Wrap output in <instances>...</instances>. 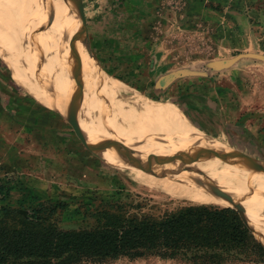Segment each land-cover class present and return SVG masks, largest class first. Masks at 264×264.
Masks as SVG:
<instances>
[{"label":"rangeland","instance_id":"rangeland-1","mask_svg":"<svg viewBox=\"0 0 264 264\" xmlns=\"http://www.w3.org/2000/svg\"><path fill=\"white\" fill-rule=\"evenodd\" d=\"M12 1L18 10L20 28L23 19L70 58L72 64L45 40V44H37L28 37L32 44L57 56L58 66L73 72L77 90L67 112L62 110L58 99L51 96L53 88L49 87L51 93L46 92L48 84L45 86L41 80L47 78H40L37 61L19 48L18 38L13 39L18 47L6 42L0 28V76L5 89L24 102L27 99L32 109L36 103L43 108L41 115H48L32 123L28 122L30 112L25 119L16 117L9 108L0 112V186L12 189L8 200L3 202L0 197V206L16 205L22 200L58 205L53 218L58 226L78 229L93 226L96 218L86 215H93L97 209L122 211L129 217L157 218L189 205L228 206L211 181L224 184L221 179L232 170H244L250 180L264 186V0H46L60 11L71 10V15L80 21L85 34L72 27L69 31L73 39L62 33L63 22L46 12L49 10L26 0ZM0 12L8 15L3 21L12 22L13 14L7 7L0 6ZM74 39L82 42L92 59ZM234 59L235 66L216 67L217 62ZM78 64L86 69L96 65L109 84L127 91L106 86L96 75L99 85L120 93L122 102L114 98L126 105L120 113L121 127L92 120L90 117L98 114L91 115L85 98L78 104L84 91L82 79L95 81V76H79ZM228 70L240 71L244 88L248 87L245 97L251 96L257 106L246 113L237 110V126L215 134L217 137L207 136L199 129L201 118L196 108L200 106L191 101L194 97L205 98L213 109L220 106L219 116L226 117L215 121H232L233 112L227 111L226 104L219 105L206 96V90L220 87L219 81L229 75ZM74 73L81 81L74 78ZM10 98L2 93V106L9 107ZM133 103L148 109L155 119L142 115ZM129 107L162 130L164 136L159 134L164 144H173L186 168L198 162L204 165L191 174L198 176L204 170L205 176L200 179L206 180L207 187L200 179L188 177L190 172L179 164L175 148L174 157L181 171L169 165L166 144L160 154L141 139L132 138ZM240 122H250L257 128H247L243 134ZM142 124L133 125V133L155 139L152 130ZM136 127L141 129L137 131ZM204 139L228 154L229 168L210 169L194 154L193 145ZM255 220L264 224L263 215ZM260 241L264 244L262 238ZM106 264L188 263L150 257Z\"/></svg>","mask_w":264,"mask_h":264},{"label":"trees","instance_id":"trees-1","mask_svg":"<svg viewBox=\"0 0 264 264\" xmlns=\"http://www.w3.org/2000/svg\"><path fill=\"white\" fill-rule=\"evenodd\" d=\"M4 86L2 93L11 97L6 108L16 117L30 112L32 123L48 117L41 115L42 107L35 103L32 109ZM11 193L0 186L3 202ZM58 208L25 200L1 205L0 264H106L150 257L188 264H264V244L249 216L231 206L189 205L157 218L97 209L86 215L96 218L93 226L78 229L58 226L53 219Z\"/></svg>","mask_w":264,"mask_h":264},{"label":"bare ground","instance_id":"bare-ground-1","mask_svg":"<svg viewBox=\"0 0 264 264\" xmlns=\"http://www.w3.org/2000/svg\"><path fill=\"white\" fill-rule=\"evenodd\" d=\"M26 1L36 3L40 7L42 6L46 10H49L52 14H57V12L54 10V7L49 5L48 3L44 2V0H33V1L26 0ZM0 6L7 7L10 10V12L13 14V18H11L10 21L14 22V23H12L9 21H6V22L3 21L2 19H5L4 17L8 16V15L3 13V12H0V19H1L0 20V28L3 31L2 37L6 40V42H8V43H10L16 47H18V46L14 43L13 39L18 38V40L20 41V45H19L20 47L19 48L22 49V51L25 53V55L29 59L37 61L36 63H38L39 69L41 72L40 78H47L45 80L44 79L41 80V82L44 81L45 86H46V84H48V88L46 87L47 88L46 92L51 93L49 91L50 90L49 87L51 86L54 90V92L51 93V96L54 98H57L59 101V104L61 106L60 108L67 112L68 107L70 105V102L73 98L72 96L75 93V91L77 90V82L75 83V81L73 80V77H72L73 72H70L69 70L58 66L57 61H59V59L57 56L52 54L47 49H46V52H47L46 53L44 51L43 47H40V46L37 47L35 44H32L30 39L37 44H40V43L45 44L44 43V40H45L47 42L48 46H50L52 49H54L59 54H61L59 48L57 46H55L54 44H52L50 41H48V39H46L36 29L31 27L30 25H27L23 19H22L23 25L21 27L22 29L20 28L21 25L19 26L18 17H17L18 12H16L18 10L16 9L12 0H0ZM46 10H44V11H46ZM69 26H70V28H72L71 24ZM75 43L77 44L79 49L89 57V59H92L82 43H80L79 41H75ZM48 54L53 59L50 58ZM61 56L63 57V60H65L69 64H72V62H70V58L68 56H65V55L63 56L62 54H61ZM68 63H67V65H69ZM77 66H80V69L78 68L77 71L81 70V73H82V74L80 73L79 76H82V77H84V76H88V77L95 76V79H94L95 81L86 82L84 79L78 77V75H77L78 72H76L77 74L74 73V76H75L74 78H76L79 81H81V79H82V84L81 83L80 84L82 85L83 90H84L83 91V97L82 98L79 97V99H77L78 104H79V101L81 103L83 98H85V100L87 101L88 108L91 109V111H92L91 115H93L94 112H97V114H98L97 117H95V114L93 116H91L90 118H92V120L97 119L101 125H105V126L108 125L109 123L110 124H117L118 126H120L121 124L118 123V122H120L119 121L120 120V113H121V110L124 111V105H125L123 103H120V102H122V97L121 98L118 97V96H121L120 93L118 94L113 89H105L107 87H101L99 85L100 81H101V77H102V75H104V73L102 72V70L97 68L96 65L92 64V67L88 66V69H86L85 67H83L79 64ZM96 75L99 77L100 81L96 80ZM101 83L105 84L106 86L108 85V86H111V87H114L117 89H121V87H117L115 85L109 84L106 77H102ZM121 90L127 94V91H125L124 89H121ZM79 94H80V92H79ZM114 97L120 102H118ZM135 97H137V96H135ZM139 100L143 101V99H141V98H139ZM48 104H50V103H48ZM133 104L135 106V109L139 110L142 113V115H144L150 119H155L153 114L148 109H146L142 106H138L136 103H133ZM50 105L55 107L53 104H50ZM122 106H123V109H122ZM78 109H80V108H78ZM129 111H130L129 114H131L130 115L131 118L128 121L130 124L129 126L132 128V138L134 140H136V139L140 140L141 139L146 145L150 146L152 149H154V151H156L157 153H160V154H162L161 153L162 150H165L166 146H167V148H168L167 149V159H168L169 165L173 169H175L176 171H181L182 169L180 168V166H178V164L176 163L175 157H174V148L175 147H173V144H170V143H165L166 144V146H165L164 141L161 138V136L163 134L162 130H160L158 127H156L157 130L159 131L158 132L152 122L144 119L142 117V115H140L139 113L136 114L131 108L129 109ZM80 112L81 111L79 110L78 113L80 114ZM111 114H114L117 117L114 118L111 116ZM72 115H75V114H72ZM136 115H139V116H136ZM156 116H157V114H156ZM140 123L141 124L143 123L144 125L149 127L152 130V132L155 134V137L157 139L156 138L153 139L152 136H149V135L148 136L147 135L138 136L137 134L133 133V125L140 124ZM161 124H162V122H161ZM163 127L167 131L172 132V130H170V128L166 127L165 124ZM139 129H141V128H139ZM136 130H137V127H136ZM142 131L143 130H141V132ZM141 132H139V133H141ZM159 133L161 134V136ZM163 136H164V134H163ZM193 147H194L193 152H195L194 154L201 157L204 160V162L206 163V165H208L209 168L210 167L215 168V169L219 168V169L223 170L224 167L229 168V166H231V161H230L228 154L225 153L224 151H222L221 149H219L218 146L207 141L206 139L202 140L201 142H198L197 144H194ZM175 151L177 154L178 162L182 166L183 170L190 172L187 174L189 178L193 177L195 179H200L201 176H203V177L205 176L204 170H201L199 172L200 174L198 176L191 174V173H194L196 168L204 167V165L199 163L197 160L198 163L196 165L192 164L191 166L189 164L188 167H190V169H188L183 165V162L180 160V159H182V157L178 153L176 148H175ZM235 168H236V166H235ZM222 170H221V172L224 171V170L223 171ZM215 172L218 173V171H215ZM231 172L232 173H230L229 176H226L225 179H221L224 184H222L221 182L219 183L218 181L212 180L211 186L219 194L221 199H223L227 203L228 206H231L233 208L238 207L241 211V214L243 212L249 216V218L251 220L252 230L256 233V235L258 236V238L260 240L262 238V240L264 241V224L259 223L258 220L257 221L255 220V219H258L260 215L264 216V186L261 185L259 182L250 180L245 175L244 170L240 171L239 169H237V170H232ZM183 174H185V173H183ZM173 175H174V177L177 176L176 174H173ZM184 176H186V175H184ZM198 181L207 187V183H206L205 179H200ZM232 200H234V201L230 202Z\"/></svg>","mask_w":264,"mask_h":264},{"label":"crops","instance_id":"crops-1","mask_svg":"<svg viewBox=\"0 0 264 264\" xmlns=\"http://www.w3.org/2000/svg\"><path fill=\"white\" fill-rule=\"evenodd\" d=\"M46 2V0H44ZM54 7V6H53ZM54 10L57 12V14H52L50 11L48 12L50 15L55 16V18H58L61 20L64 24V28L62 29V33H66L70 39H73L74 35L69 31L70 27L68 24H71L74 29H76L80 34L84 35L85 34V29L82 27V24L80 21L76 18H74L71 14V10H68V12L64 10H59L58 8L54 7ZM76 41V39H74ZM80 43H82L79 40ZM237 63L232 64L235 66ZM231 65V66H232ZM230 67V66H228ZM230 70H228V76L226 78H222L219 81V86L216 89H208L206 90V96H208V99L211 98L212 101L218 102L219 105H224L226 104L228 107V110H232V121H225L223 120L220 121H215V118L223 119L226 117H220L218 112L220 110V106H217L215 109H213V106L210 105L211 102H207L205 98L201 97H194L191 101V103H194L196 105H199L200 107L196 108V112L201 118L200 123H199V129L204 132L206 135H212L214 137L215 134L220 135L221 133H224L225 130H229L231 127L237 126V116L236 112L237 110H240L241 113H246L245 111H253V109L256 108L257 102L255 99L253 100L252 97L250 96L249 98L245 97L246 96V90L248 87L244 88V81L242 78H240V71L234 70L229 73ZM2 94V81L0 79V97ZM3 109H7L5 105L2 106ZM0 107V112H4ZM199 108V109H198ZM201 111V112H200ZM17 116V114H14ZM223 115V114H222ZM197 119V116H195ZM241 118V117H240ZM238 117V120L240 119ZM243 122V121H242ZM240 122L239 125L243 129V134H246L248 132L247 128H250L253 130L254 128H257V126L252 127V124L250 122L242 124ZM259 132V131H258ZM264 134V131L262 132ZM207 135V136H208Z\"/></svg>","mask_w":264,"mask_h":264},{"label":"water","instance_id":"water-1","mask_svg":"<svg viewBox=\"0 0 264 264\" xmlns=\"http://www.w3.org/2000/svg\"><path fill=\"white\" fill-rule=\"evenodd\" d=\"M236 60L237 59H234V60H229V61H225V62H217L216 63V67H228V66H231L232 64H234L235 62H236ZM71 114H74V113H71ZM70 118H71V116H70ZM72 119V118H71ZM74 121V120H73ZM75 122V121H74ZM83 137V136H82ZM83 140H85L84 138H83ZM234 209V208H233ZM239 213H240V215H241V211H240V209L237 207V208H235Z\"/></svg>","mask_w":264,"mask_h":264}]
</instances>
